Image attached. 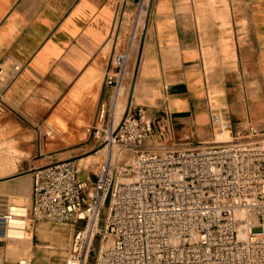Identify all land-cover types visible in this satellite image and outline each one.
<instances>
[{
    "label": "crops",
    "instance_id": "0c3cea01",
    "mask_svg": "<svg viewBox=\"0 0 264 264\" xmlns=\"http://www.w3.org/2000/svg\"><path fill=\"white\" fill-rule=\"evenodd\" d=\"M137 1L0 0V214L21 221L14 224L19 231L0 239V264L23 244L34 246L32 221L28 238L33 173L22 174L60 155L42 153V127L54 139L49 129L62 118L81 134L79 122L96 124L112 104L106 75ZM227 3L155 0L129 106L153 118L168 113L175 140L204 142L214 113L229 122L230 134L247 125L264 130V0ZM211 94L222 107H213ZM174 142V148L184 145ZM70 231L63 230L65 241Z\"/></svg>",
    "mask_w": 264,
    "mask_h": 264
},
{
    "label": "built area",
    "instance_id": "2783aa9c",
    "mask_svg": "<svg viewBox=\"0 0 264 264\" xmlns=\"http://www.w3.org/2000/svg\"><path fill=\"white\" fill-rule=\"evenodd\" d=\"M128 58L113 53L109 86H120ZM103 114L105 106L100 122ZM212 126L230 128L216 113ZM244 131L174 148L168 113L153 118L130 105L106 146L130 151L132 163L116 168L106 157L94 180L69 159L36 169L30 217L78 228L65 264H264V134ZM10 221L0 214V239Z\"/></svg>",
    "mask_w": 264,
    "mask_h": 264
},
{
    "label": "rangeland",
    "instance_id": "374dc122",
    "mask_svg": "<svg viewBox=\"0 0 264 264\" xmlns=\"http://www.w3.org/2000/svg\"><path fill=\"white\" fill-rule=\"evenodd\" d=\"M195 1H203V0H195ZM155 0H139L136 4L131 8L129 12L125 15L123 20V24L121 27V31L119 36L117 37L115 43V49L113 53H123L128 52L129 58L125 69V74L122 79L121 85L115 89L113 88V100L112 104L108 107H105L106 116L103 122L99 120L96 124H87L79 122L77 127L81 128V134L77 132L76 126L68 123H64L63 119L57 118L51 126L53 127L51 130L55 134V138L48 134V130L44 131V127H42V139L39 141V146L41 147L42 153L44 155L49 151H55L60 153L56 159L51 162H58L63 160H74L81 162L84 159H87L94 155H99V151L106 147V130L111 127L112 120L114 121L115 126L119 125L122 120L126 108L129 106V102L131 100L132 87L134 82V77L137 69V64L139 60L141 44L145 33L146 25L148 24L151 15L154 10ZM217 4H228L227 0H213V5ZM232 48L230 45L226 46L227 55H230ZM113 55V54H112ZM112 58V56H111ZM111 63V61H110ZM111 66V64H110ZM89 87H83V93L81 97L89 96ZM76 103L77 98L73 99ZM211 103L214 108H220L222 105L216 101L215 95L211 94ZM116 108V114H114V110ZM70 113H73V110H68ZM109 121V123H108ZM251 127L247 125L246 128L249 130ZM257 129L259 136L261 137L260 132H264V130ZM100 131V136L96 137L97 131ZM246 130V131H247ZM244 131L246 134L247 132ZM47 134V138L45 137ZM200 135H204L202 132ZM235 136V132L230 134L227 132L225 127L218 128L216 131L210 130L205 134V137L202 138V141H216V142H230ZM77 137V138H76ZM50 138V139H48ZM186 138V137H185ZM178 139V138H177ZM193 142V145L185 146V143ZM175 140L177 144H184L180 146V149L183 148H192L198 146V142L200 139L195 140ZM174 142V143H175ZM86 145H95L94 148ZM116 150L123 152L127 155V159H132L133 155L130 151L124 150L123 148L116 146ZM115 154L118 152L115 151ZM42 158L40 155L36 157V159ZM105 157H97L95 156L94 161L87 167H83V170L80 173L82 178L90 177L92 180L95 179L96 173L98 172L99 165L104 161ZM126 160V159H125ZM49 162L43 161L37 166L44 167ZM119 166L116 168L122 167L124 162L121 161L118 163ZM82 167V166H81ZM35 171V170H34ZM34 171L29 173H23L22 175L32 174ZM31 206V205H30ZM29 206V210H30ZM7 213V211H4ZM32 221V222H31ZM30 222L32 223V229L34 231L32 242L34 246L32 249H29L27 244H23L22 249L17 254H11L8 252L7 255V264H15V262L21 258L32 257L33 264H65L73 235L75 231L78 229L74 227L72 224H51L47 221H35L30 217L29 214V228H28V238L30 232ZM68 229L70 231V237L65 241L63 230ZM39 245V246H38Z\"/></svg>",
    "mask_w": 264,
    "mask_h": 264
},
{
    "label": "bare ground",
    "instance_id": "6f19581e",
    "mask_svg": "<svg viewBox=\"0 0 264 264\" xmlns=\"http://www.w3.org/2000/svg\"><path fill=\"white\" fill-rule=\"evenodd\" d=\"M122 83V82H121ZM121 85V84H120ZM114 114H116V108L114 110ZM105 116V114H103V117ZM103 122V121H102ZM118 126V125H117ZM117 126H115L114 124V121L112 120V124H111V130L107 131V134H106V138H109L110 139V134H111V131L113 129H115ZM100 136V133L99 135ZM233 140V139H232ZM204 142H211V141H204ZM213 142V141H212ZM216 142V141H214ZM231 142V141H230ZM115 151L118 152V154H115ZM99 155H94V156H91L87 159H84L82 160L81 162L78 161V166H79V170L82 171L83 170V167H86V169H89L87 168L95 159V156L97 157H110L112 158V161H113V165L116 167V166H119L118 163L123 161L124 162V166L125 165H129L132 163V160L133 158L130 160V159H127V155H125L123 152H120V151H117L116 150V145H108L106 146L105 148L101 149L99 152ZM126 159V160H125ZM82 166V167H81ZM120 168V167H119ZM31 205H32V200H31ZM30 213H31V206H30ZM11 215V214H10ZM18 222H21L20 220L16 219L13 215H11V221H10V224L8 226V229H7V233H6V236H5V240H7V235L9 232H13V231H19V229H17L16 226H14V224L18 223ZM238 222L239 224L241 225V227H245L246 229V226L247 224L249 223L248 220L246 218H244L241 214H239L238 216ZM29 261H32L33 262V258L32 257H26ZM68 258V256H67ZM67 261V259H66Z\"/></svg>",
    "mask_w": 264,
    "mask_h": 264
}]
</instances>
